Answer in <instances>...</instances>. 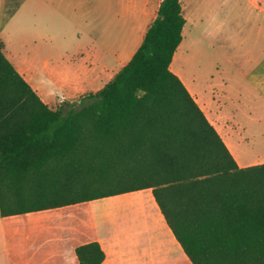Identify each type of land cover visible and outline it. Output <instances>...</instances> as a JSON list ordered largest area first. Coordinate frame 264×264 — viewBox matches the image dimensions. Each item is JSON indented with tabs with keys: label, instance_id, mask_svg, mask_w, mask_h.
Masks as SVG:
<instances>
[{
	"label": "trees",
	"instance_id": "1",
	"mask_svg": "<svg viewBox=\"0 0 264 264\" xmlns=\"http://www.w3.org/2000/svg\"><path fill=\"white\" fill-rule=\"evenodd\" d=\"M160 0L130 59L96 92L50 107L0 37V215L151 189L192 264H264V162L239 167L170 69L185 25ZM100 264L97 241L75 248Z\"/></svg>",
	"mask_w": 264,
	"mask_h": 264
},
{
	"label": "crops",
	"instance_id": "2",
	"mask_svg": "<svg viewBox=\"0 0 264 264\" xmlns=\"http://www.w3.org/2000/svg\"><path fill=\"white\" fill-rule=\"evenodd\" d=\"M72 1L83 8L85 15L99 10L105 16L108 5H114L111 18L127 26L129 39L116 35L112 40L94 41L88 48L53 64L23 54L24 63L17 67L4 50L6 57L48 105L57 96L61 101L73 100L96 92L110 81L139 46L160 2L101 0L106 4L100 8L98 0ZM260 86L261 80L252 77L248 88L235 87L231 92L241 98L253 91L258 94ZM204 113L239 167L264 162V132L259 127L263 112L235 100L221 109L224 122L214 121L213 115ZM108 197L119 199L99 202L98 207H94V202L107 197L23 214L0 215V264H78L75 248L91 241H97L104 252L100 264H192L165 222L151 189Z\"/></svg>",
	"mask_w": 264,
	"mask_h": 264
},
{
	"label": "rangeland",
	"instance_id": "3",
	"mask_svg": "<svg viewBox=\"0 0 264 264\" xmlns=\"http://www.w3.org/2000/svg\"><path fill=\"white\" fill-rule=\"evenodd\" d=\"M96 3L100 8L106 4ZM181 5L186 22L172 70L178 64L183 81L214 121L224 122L221 109L235 100L264 113V0H181ZM107 8L105 16L99 10L85 15L72 0H0L4 50L18 67L24 63L23 54L53 64L94 41L112 40L116 35L128 40L127 26L111 18L114 5ZM252 77L261 80L260 92L235 97L231 89L245 90ZM60 99L57 96L49 106L57 108ZM259 127L264 132V119ZM118 199H100L94 207Z\"/></svg>",
	"mask_w": 264,
	"mask_h": 264
},
{
	"label": "bare ground",
	"instance_id": "4",
	"mask_svg": "<svg viewBox=\"0 0 264 264\" xmlns=\"http://www.w3.org/2000/svg\"><path fill=\"white\" fill-rule=\"evenodd\" d=\"M175 62H176V55L173 58L172 64H174ZM172 71L175 72L182 80H184V77L182 76L181 71H180V69H179L178 66H175V68L173 67V70Z\"/></svg>",
	"mask_w": 264,
	"mask_h": 264
}]
</instances>
